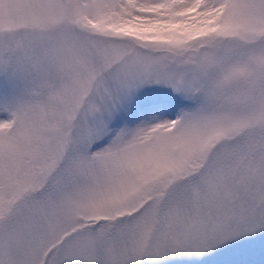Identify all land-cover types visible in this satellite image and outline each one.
<instances>
[{
	"label": "snow or ice",
	"instance_id": "1",
	"mask_svg": "<svg viewBox=\"0 0 264 264\" xmlns=\"http://www.w3.org/2000/svg\"><path fill=\"white\" fill-rule=\"evenodd\" d=\"M0 264H264V0H0Z\"/></svg>",
	"mask_w": 264,
	"mask_h": 264
}]
</instances>
